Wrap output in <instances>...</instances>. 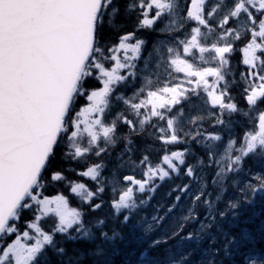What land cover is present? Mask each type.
Returning <instances> with one entry per match:
<instances>
[{
	"label": "snow or ice",
	"instance_id": "1",
	"mask_svg": "<svg viewBox=\"0 0 264 264\" xmlns=\"http://www.w3.org/2000/svg\"><path fill=\"white\" fill-rule=\"evenodd\" d=\"M0 264H264V0H0Z\"/></svg>",
	"mask_w": 264,
	"mask_h": 264
},
{
	"label": "trees",
	"instance_id": "2",
	"mask_svg": "<svg viewBox=\"0 0 264 264\" xmlns=\"http://www.w3.org/2000/svg\"><path fill=\"white\" fill-rule=\"evenodd\" d=\"M241 54H237L239 57ZM181 183L180 180L178 179H173L171 181H166L164 182L157 190L155 194V198L152 201V205H157V204H166L171 197L168 195V193L171 191V188L175 185ZM49 194H55L54 191L50 190ZM70 206L75 207L76 206V201L72 200L70 198ZM247 215H254V218L257 220V223L259 222V214L261 213L262 209L259 206H256L255 208H248L244 210ZM179 215V213H177ZM175 220V217H173V222ZM240 226L246 227V216L242 215L241 220H240ZM206 259V252L203 247L198 249L193 257L194 262L195 261H201Z\"/></svg>",
	"mask_w": 264,
	"mask_h": 264
}]
</instances>
